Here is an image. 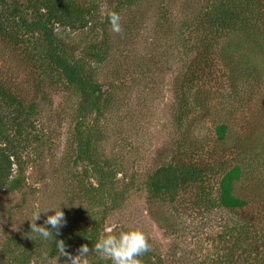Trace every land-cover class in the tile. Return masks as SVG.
Masks as SVG:
<instances>
[{
	"label": "rangeland",
	"instance_id": "rangeland-1",
	"mask_svg": "<svg viewBox=\"0 0 264 264\" xmlns=\"http://www.w3.org/2000/svg\"><path fill=\"white\" fill-rule=\"evenodd\" d=\"M94 1L98 14L89 27L57 26L55 31L75 56L107 38L105 61H90L109 102L99 117L95 112L80 116L81 95L47 67L40 35L29 34L18 45L0 37V81L27 104H37L24 124L22 170L14 164L21 187L0 190V264L28 249L31 264H67L64 256L57 260L58 253L45 259L35 234L33 240L24 235L37 210L59 206L67 220L61 230L92 229L96 222L101 235L109 228L114 234L140 229L165 264H257L227 255L243 250L234 245L238 233L230 235V229L245 219L250 249L264 250V84L248 88L250 83L241 81L246 94L235 95L225 69L193 65L201 50L194 43L202 36L198 15L208 0H141L120 13L122 36L111 25L105 35L102 25L115 1ZM176 31L184 32L176 38ZM193 75L198 77L187 82ZM7 113L11 128L16 114ZM220 123L229 126L223 138ZM85 136L95 142L97 161L109 163L114 173L103 197L93 193L95 200L90 184L98 186V177L87 159L79 158ZM245 149L248 154L239 155ZM239 156L245 158L237 184L249 200L245 209L198 206L196 185L182 189L174 202L150 196L149 177L158 167L193 161L207 168L208 188L216 198L222 175L240 163ZM50 214L41 213L37 223ZM78 248L67 251L75 255ZM95 257L89 254L90 262Z\"/></svg>",
	"mask_w": 264,
	"mask_h": 264
},
{
	"label": "trees",
	"instance_id": "trees-1",
	"mask_svg": "<svg viewBox=\"0 0 264 264\" xmlns=\"http://www.w3.org/2000/svg\"><path fill=\"white\" fill-rule=\"evenodd\" d=\"M114 1L112 11L120 15L123 8L135 6L141 0ZM97 14L98 6L94 0L88 2L81 0H0V37L18 45L29 34L40 35L43 39V44L40 46L43 49L47 67L56 70L81 95L79 113L84 118L92 112L99 117L109 106L106 91L103 85L95 80L90 63V61L98 63L105 61L109 51L106 45L107 38L103 42L92 43L90 50L84 51V55L75 56L59 39L55 30L57 26L72 30L86 29L97 18ZM108 14L102 24L105 35H107L106 26L110 25ZM198 18L202 36L194 37V43L198 42L201 50L193 65L198 67L219 65L225 69L229 86L235 95L246 94L245 89L247 88L241 85V81L250 83L248 88L251 85L261 87L264 84V0H208L204 11L199 13ZM183 32L176 31V38ZM197 77L198 75H193V78L187 82L193 83L192 80ZM181 101L185 104L189 102L186 94L182 95ZM8 110L10 114L13 115V112L16 114L15 117L13 116L14 122L11 128L8 127L7 122ZM36 111L35 102L27 104L0 81V190L15 191L21 187L22 177L19 173L14 176V164L17 163L18 169L22 170L20 154L22 135L26 129L24 124L27 119H32ZM228 127L225 123L218 124V135L222 138L226 136ZM11 130L15 133L12 134ZM94 143L89 136L81 138L79 142V158L87 159V163L91 164L99 180L98 186L90 184L93 188L92 200L97 198L94 194L104 196L105 190L103 189L109 186V181L113 182L114 177L109 163L97 161ZM262 147L264 151V143ZM243 154H248L246 149L239 152V155ZM238 161L240 163L222 175L216 198L211 196V189L208 188L207 168L193 161H176L158 167L149 177L150 196L152 199L174 202L179 198L182 189L196 185L200 187L201 195L199 200L194 202L198 206L206 208L219 206L232 210L245 209L249 205V200L237 189L239 180L244 176L245 158L239 156ZM84 172L87 173L88 168H84ZM89 189L92 190L91 187ZM249 222L245 219L244 223L238 226L239 228L230 229V235L238 233L234 245L237 248L243 247V250L240 251V255L236 256L235 253L238 250L231 249L227 259L245 258V260H256L257 264H264V250L260 249L255 252L247 244ZM96 223L92 229L60 230L55 238L63 240L67 248L80 247L82 244H87L89 248H92L97 239L102 236L98 230L99 222ZM36 238L38 239L37 246L44 245L43 248L49 256L58 253L54 243L50 244ZM29 252L30 249L21 252L4 264H31L33 253ZM92 253L96 259L91 264H112L110 260H102L94 252ZM141 259L143 264H165L160 256L151 251Z\"/></svg>",
	"mask_w": 264,
	"mask_h": 264
},
{
	"label": "clouds",
	"instance_id": "clouds-1",
	"mask_svg": "<svg viewBox=\"0 0 264 264\" xmlns=\"http://www.w3.org/2000/svg\"><path fill=\"white\" fill-rule=\"evenodd\" d=\"M108 20L111 31L122 36L124 29L119 13L111 11L108 14ZM64 204L67 205V203ZM50 210L53 211V214L47 215L43 224H38L37 220L40 219L41 213L47 214ZM28 220L30 221V230L24 235L33 240L32 234H35L44 242L54 243L58 252L57 260L60 256H64L67 258V264H91L89 253L92 252L102 260H110L112 264H143L141 257L151 251L149 237L144 231L130 229L121 230L118 234H114V230L109 228L104 235L97 239L92 248H89L87 244H82L77 253L73 255L67 251V246L63 240L55 238L67 223L65 213L60 206L58 208H41ZM47 256L48 253L45 252V259Z\"/></svg>",
	"mask_w": 264,
	"mask_h": 264
}]
</instances>
